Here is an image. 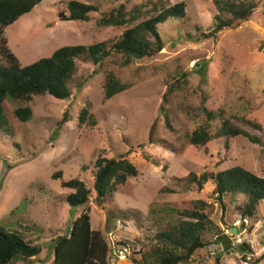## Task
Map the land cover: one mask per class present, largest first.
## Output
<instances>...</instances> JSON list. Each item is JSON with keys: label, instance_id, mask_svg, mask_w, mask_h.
<instances>
[{"label": "rangeland", "instance_id": "1", "mask_svg": "<svg viewBox=\"0 0 264 264\" xmlns=\"http://www.w3.org/2000/svg\"><path fill=\"white\" fill-rule=\"evenodd\" d=\"M69 1L43 0L4 30L7 47L21 66L48 58L64 46L104 43L109 49L126 27H100L97 20L103 13L121 4L132 8L157 0H77L99 4L100 12L88 22H64L58 16L67 12ZM254 1L257 8L248 21L219 32L216 38H205L203 34L214 26L213 0H164L165 7L184 2L186 16L158 26L165 42L158 56L129 67H122L121 56L114 53L100 66L82 57L69 83L70 99L45 95L27 104L5 102L7 125L0 127V227L42 248L36 260L19 264H51L55 240L67 235L83 213H89L91 229L109 245V261L133 264L140 252L151 249L158 231L187 220L182 214L200 200L208 203L206 213L233 246L220 255L217 246L222 242L209 236L208 246L192 257L191 264H243L237 241L249 244L252 260L264 253V201L244 224L237 208L248 201L245 195H225L222 206L207 184L199 187L190 181V174L201 176L235 166L264 177V0ZM152 14L149 11L142 20ZM110 74L128 89L106 101L104 86ZM185 75L188 83L174 91L166 105L171 131L160 109L170 85ZM26 106L33 114L22 123L14 112ZM85 108L95 126L80 124ZM204 109L223 115L261 143L240 136L191 146L189 137L200 126L215 133L221 125L220 120L208 121ZM154 124L157 144H150ZM100 155L126 156L138 175L108 195L103 205L92 192L87 205L70 207L65 198L71 191L61 182L80 178L93 190L94 163ZM120 247L129 248L125 259H115Z\"/></svg>", "mask_w": 264, "mask_h": 264}, {"label": "trees", "instance_id": "2", "mask_svg": "<svg viewBox=\"0 0 264 264\" xmlns=\"http://www.w3.org/2000/svg\"><path fill=\"white\" fill-rule=\"evenodd\" d=\"M43 0H0V127L7 125L4 105L7 100L14 103H30L34 97L49 95L58 100H68L71 97L69 83L77 71V60L87 57L94 65L100 66L112 53L121 56L122 67H129L135 61L150 59L158 56L165 48V42L158 30L170 19H183L186 16V4L178 3L165 7L164 0L148 2L129 8L126 4L103 13L97 20L100 27H126L119 39L108 49L106 44L98 43L91 46H64L55 50L50 57L41 58L34 63L21 66L18 59L7 47L3 37L4 30L18 22L20 18L30 14ZM120 1V0H111ZM127 2L130 0H126ZM216 15L214 26L210 33L203 34L205 38H216L225 29H234L250 19L257 4L254 0H213ZM149 5H152L150 9ZM158 7L162 9L158 11ZM149 11L154 14L142 20ZM100 12L96 3H83L71 0L67 3V12L59 13V19L64 22H88L91 15ZM188 83L186 75L170 85L164 97V105L160 109V116L165 125L172 131L168 110V98L174 91H179ZM128 86L121 83L114 75L107 77L104 86V97L108 101L114 96L127 90ZM207 120H220L221 125L215 133L210 132L207 125L200 126L192 132L189 144L203 147L211 141L220 139L231 140L237 137L247 138L253 144H260L259 138L237 127L229 119L215 112L204 109ZM16 118L28 122L32 117L30 107H20L14 112ZM64 122L68 118L64 117ZM81 125L95 126L96 122L87 108L79 116ZM243 122L257 130L262 127L250 120ZM156 124L150 134V144H157L153 139ZM225 148H228L226 142ZM148 159V157L146 156ZM138 175V171L126 156L108 158L100 155L94 163L93 190L80 178L62 181L61 187L71 192L65 200L70 207L85 206L89 202L92 192L96 195L99 205L106 202L107 196L116 192L119 186L125 185L128 179ZM56 179L61 174H55ZM191 183L202 187L207 184L212 196L224 205L225 195H245L248 201L239 206L238 212L243 221L253 217L257 205L264 201V177H258L248 170L235 166L224 171H216L197 176L190 174ZM208 203L197 201L193 209L182 214L187 220L170 224L167 229L160 230L154 236L150 250L140 252L139 259H132L133 264H191L192 257L209 244V236H217L226 251L232 250L228 236L216 225L206 213ZM172 215V213H171ZM244 225V224H243ZM244 227V226H243ZM123 246L127 244L123 243ZM238 251L244 255H253L249 244L243 242ZM42 254V248L26 241L19 233L8 232L0 227V264H19L31 262ZM111 250L102 234L91 229L89 213L81 214L74 222L69 233L55 240L54 257L51 264H109ZM264 260V253L254 260L253 264H260Z\"/></svg>", "mask_w": 264, "mask_h": 264}, {"label": "built area", "instance_id": "3", "mask_svg": "<svg viewBox=\"0 0 264 264\" xmlns=\"http://www.w3.org/2000/svg\"><path fill=\"white\" fill-rule=\"evenodd\" d=\"M244 222V224H249V222H248V220L246 219V220H244L243 221ZM234 231H236L237 232V227L236 228H234ZM235 232V233H236ZM216 240H218V237L216 238ZM240 245L241 244H243V242H241V241H237ZM237 243V244H238ZM232 245V244H231ZM235 245V244H234ZM233 246V245H232ZM219 249V253H220V255L222 254V253H225V252H227L226 250H225V247H224V245L222 244V243H220L218 246H217V250ZM129 252V248L128 247H120V250H118V251H116L115 253H114V256H115V259L116 258H119V259H125L126 258V253H128ZM212 255H214V252H212L211 253ZM251 256L252 255H250V256H247L246 255V257H245V261H244V263L243 264H252V259H251ZM114 259V260H115ZM109 264H114L113 263V260H112V258H111V260L109 261Z\"/></svg>", "mask_w": 264, "mask_h": 264}, {"label": "water", "instance_id": "4", "mask_svg": "<svg viewBox=\"0 0 264 264\" xmlns=\"http://www.w3.org/2000/svg\"><path fill=\"white\" fill-rule=\"evenodd\" d=\"M234 232H236V231H234Z\"/></svg>", "mask_w": 264, "mask_h": 264}]
</instances>
